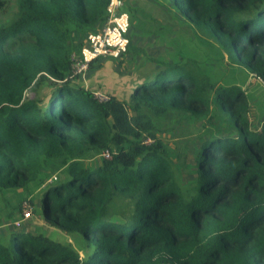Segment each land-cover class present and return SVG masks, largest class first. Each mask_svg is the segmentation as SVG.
Returning <instances> with one entry per match:
<instances>
[{"label":"trees","instance_id":"trees-1","mask_svg":"<svg viewBox=\"0 0 264 264\" xmlns=\"http://www.w3.org/2000/svg\"><path fill=\"white\" fill-rule=\"evenodd\" d=\"M108 1L13 0L0 16V200L18 196L0 207L22 217L27 201L81 241L12 227L0 264H264V99L252 120L242 87L264 82V0H167L243 74L212 78L200 63L159 58L127 100L100 101L71 77L70 55ZM169 113L203 120L191 161L157 136L153 115Z\"/></svg>","mask_w":264,"mask_h":264},{"label":"rangeland","instance_id":"rangeland-1","mask_svg":"<svg viewBox=\"0 0 264 264\" xmlns=\"http://www.w3.org/2000/svg\"><path fill=\"white\" fill-rule=\"evenodd\" d=\"M124 11L128 15L130 28L128 31V38L132 40L134 50L123 52L117 57H106L91 67L84 76H79L78 80L82 84L90 87H96L103 93L113 90L115 84V68L120 73L131 72L134 78L137 79L139 74L152 72L156 68V59L173 60L174 57L188 59L200 66L205 72H209L212 78L222 76L237 77L238 74H243L239 68L232 69L228 64L226 55L222 59L216 51L217 43L213 39L206 38L209 43L202 41L198 38L201 35L194 28L193 24L187 21L186 18L181 16L173 7L171 2L167 0H123ZM10 7L7 8L0 16H8L14 7L13 0L10 1ZM128 6L135 9V17L139 20L137 26L131 23L133 20L131 11ZM198 34V35H197ZM192 63V62H191ZM237 67V66H236ZM108 72L111 76H102V82L95 80L97 73L100 75ZM97 74V75H98ZM117 74V75H118ZM87 79L92 80L87 82ZM260 80V79H259ZM258 80L255 83L251 76L247 79V86L243 84L242 87H247V91L251 93L252 99L255 103L250 111V117L253 120L257 114H260L263 109L257 103V99H264V86ZM260 83V84H259ZM26 95L33 97V92L27 90ZM129 98V96H128ZM160 123V130L157 131V136H160L164 141L170 144L176 152L186 154L189 161L192 160L194 151L200 147L198 137L203 130V120L190 121L185 117L177 114H164L163 116L153 115ZM152 141L153 138L150 137ZM99 156V155H98ZM102 156V154H100ZM99 156V157H100ZM98 158V157H97ZM96 158V159H97ZM175 159V158H174ZM50 179L46 181L48 183ZM34 193V194H33ZM32 193V197L38 194V191ZM2 203H9L16 205L17 193L9 192L2 195ZM37 202L33 201L32 205ZM22 202V209H23ZM11 209V208H10ZM6 207H0V233L4 234L7 229L27 230L32 232H41L53 237L54 239L63 243H72L75 247L81 246V241L75 236H72L65 231L50 225L39 214L34 211L30 213L27 218L19 217L18 210L11 217L6 216ZM19 217V218H18ZM81 253V249L79 250Z\"/></svg>","mask_w":264,"mask_h":264},{"label":"built area","instance_id":"built-area-1","mask_svg":"<svg viewBox=\"0 0 264 264\" xmlns=\"http://www.w3.org/2000/svg\"><path fill=\"white\" fill-rule=\"evenodd\" d=\"M123 7V0L108 1L106 16L100 27L87 34L86 44L79 53L73 52L70 55L71 77L84 76L89 69L90 62L95 59L117 57L126 51L129 42L130 23ZM262 84L264 85V82ZM93 94L100 101L108 99V96L99 90L93 91ZM150 142V138L144 139V143L148 144ZM102 156L109 158V151L104 150ZM29 209L30 205L27 201H24L22 209L24 219L29 216Z\"/></svg>","mask_w":264,"mask_h":264},{"label":"crops","instance_id":"crops-1","mask_svg":"<svg viewBox=\"0 0 264 264\" xmlns=\"http://www.w3.org/2000/svg\"><path fill=\"white\" fill-rule=\"evenodd\" d=\"M97 74L95 75L97 77L95 80H99V82H102L103 80H106V79H102V76H107L108 79L112 76V75L110 76L108 74V72H104V73H102L100 75L99 74L97 75ZM117 74H118V71H116V68H115L114 75L116 76L115 77L116 82L113 85V87H111V88H113V90L111 89V90H109L107 92L115 95L119 99L127 100L128 96L130 95V93L132 91V88L134 87L135 83L137 82V79L134 78V74H132L131 72L121 73V75H120V73L118 75ZM76 77H77V79L75 80V82L78 85H80V86H82L84 88H89L91 91L98 90L96 87H90V86H88L86 84H82L78 80L79 76H76ZM92 80L87 79V82H91Z\"/></svg>","mask_w":264,"mask_h":264}]
</instances>
